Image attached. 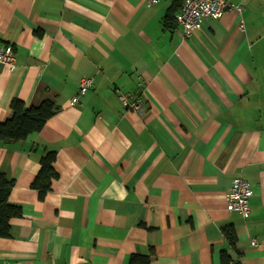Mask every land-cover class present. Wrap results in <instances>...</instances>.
Returning <instances> with one entry per match:
<instances>
[{
  "label": "crops",
  "instance_id": "crops-1",
  "mask_svg": "<svg viewBox=\"0 0 264 264\" xmlns=\"http://www.w3.org/2000/svg\"><path fill=\"white\" fill-rule=\"evenodd\" d=\"M233 2L241 13L183 38L176 19L163 26L171 0H0V43L16 66L0 69V122L13 99L58 108L26 140L0 141L21 210L0 264L150 253L149 264H222V253L264 264V0ZM83 78L93 87L72 104ZM119 92L144 111L126 110ZM49 151L57 178L41 199L32 184ZM235 177L253 191L248 217L226 208Z\"/></svg>",
  "mask_w": 264,
  "mask_h": 264
},
{
  "label": "trees",
  "instance_id": "trees-1",
  "mask_svg": "<svg viewBox=\"0 0 264 264\" xmlns=\"http://www.w3.org/2000/svg\"><path fill=\"white\" fill-rule=\"evenodd\" d=\"M172 5L168 8L163 20L164 28H172L176 25L175 13L178 12L185 0H171ZM56 104L50 99L42 100L38 105L27 107L23 101L13 99L10 104V116L0 122V141L12 143L26 140L29 136L38 133L47 120L57 112ZM55 152L49 151L41 157L40 168L32 184L37 190L39 198H43L50 190L51 183L57 178L53 169ZM14 182L0 172V238L8 237L10 234V221L20 215V208L9 203L8 197ZM226 241L234 248L236 244V233L232 225L221 229ZM152 253L148 255H131L129 264H149ZM222 264H235L231 257L221 254Z\"/></svg>",
  "mask_w": 264,
  "mask_h": 264
},
{
  "label": "built area",
  "instance_id": "built-area-1",
  "mask_svg": "<svg viewBox=\"0 0 264 264\" xmlns=\"http://www.w3.org/2000/svg\"><path fill=\"white\" fill-rule=\"evenodd\" d=\"M147 3H156L160 0H143ZM241 13L243 6L233 0H185L180 12L176 15V22L183 38L190 37L196 30L201 28L202 21L208 18H218L228 12ZM14 48L11 45L0 43V69L13 71L15 69ZM93 87L92 78L81 79L78 85V94L72 97L71 103L79 101L81 95ZM118 101L128 111L138 114L144 111V102L139 96L132 93L119 92ZM250 184L242 177H235L226 194V208L230 212H237L243 217L250 214V198L252 196ZM252 245L256 242L253 240Z\"/></svg>",
  "mask_w": 264,
  "mask_h": 264
}]
</instances>
